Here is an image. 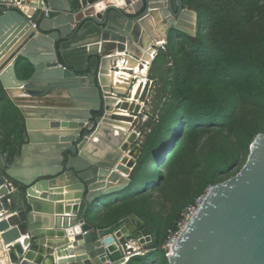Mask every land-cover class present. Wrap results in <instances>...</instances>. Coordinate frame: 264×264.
I'll return each instance as SVG.
<instances>
[{
  "label": "water",
  "instance_id": "1",
  "mask_svg": "<svg viewBox=\"0 0 264 264\" xmlns=\"http://www.w3.org/2000/svg\"><path fill=\"white\" fill-rule=\"evenodd\" d=\"M7 1L0 0V83L24 115L27 142L21 155L32 150L39 156L27 167L23 157L9 162L0 151V264H124L125 253L133 251L128 241L150 239V232L142 236V220L131 213L95 228L86 218L91 205L127 187L136 166L134 160L122 180L127 167L119 157L106 165L81 150L110 107L104 103L110 87L101 80L103 64L113 48L136 45L143 51L155 45L144 27L154 13L173 19L166 31L174 27L196 35V11L183 0H15L20 8ZM44 4L52 9L49 17ZM65 41L85 47L87 58L98 56V66L80 74L62 65ZM13 90L44 111L28 115L24 104L30 101L16 98ZM59 92L67 101L61 107L47 99ZM57 200L65 203L56 205ZM166 259L264 264L263 132L252 139L239 170L209 187Z\"/></svg>",
  "mask_w": 264,
  "mask_h": 264
},
{
  "label": "trees",
  "instance_id": "2",
  "mask_svg": "<svg viewBox=\"0 0 264 264\" xmlns=\"http://www.w3.org/2000/svg\"><path fill=\"white\" fill-rule=\"evenodd\" d=\"M241 1L238 9L225 12L218 5L205 11L197 0H183L197 13L196 36L171 27L166 51L156 56L154 71L160 70L159 79L164 75V63L173 67V103L160 114L147 135L127 187L104 204L109 225L134 213L143 221L141 228H151L150 249L143 255L130 256L124 264H167L162 248L166 229L175 221L172 222L173 215L178 218L179 210L195 197L188 193L189 197H182L169 182L178 171L199 163L204 131L216 126L220 133H214L212 141L217 144L196 178L199 194L208 185L224 180L223 174L238 158L247 156L254 136L264 133V27L257 26L261 5L259 0ZM261 17L264 22V15ZM85 54V49L79 48L70 56H61L60 62L80 74H88L98 66L99 57L89 56L88 68L84 69ZM197 65L201 66L198 70ZM0 102V125L6 135L17 136L21 145L24 117L1 83ZM14 151L11 147L10 158ZM163 184L171 189L170 196H175L167 199L174 214L152 216L145 210L151 203L150 190H160ZM187 187L190 192L192 186Z\"/></svg>",
  "mask_w": 264,
  "mask_h": 264
},
{
  "label": "rangeland",
  "instance_id": "3",
  "mask_svg": "<svg viewBox=\"0 0 264 264\" xmlns=\"http://www.w3.org/2000/svg\"><path fill=\"white\" fill-rule=\"evenodd\" d=\"M259 2H260L259 4L261 5V9L257 15L261 19L259 21L260 22L259 25L257 26L264 27V25H261L264 23L263 21H261L263 20L261 16L264 15L262 13L264 11V0H259ZM197 3L201 4L205 11L207 10V8L212 7L213 5L215 6L218 5L220 6V10H224L225 12H233L235 9H238L240 7L242 1L241 0H197ZM196 17H197V13H196ZM169 29L170 28H168L166 31V35L164 36V39L161 42L162 44L158 46L154 58L149 63L147 71L145 75L142 77V81L138 83L139 86L136 89V92L132 94L134 85L137 84L139 77H137L138 74L137 75L133 74V71L130 70L126 71L131 74V77L128 78L129 80H127L128 85L126 89L117 90L115 87L110 88V92L112 94L114 93L115 94L114 96L119 99V102L116 103L115 108L123 109L125 110V113L128 114L127 116L111 114L110 118L113 120H122V119L128 120L131 123L130 132L134 131L136 133L135 138L132 141H130V145H129V148H131V150L137 147V151H136L137 154L135 155L134 158L135 163H137V159L141 153L142 146L146 141L147 135L153 130L154 126L159 121L160 114H162L165 110H167V108L173 103V89H172V80H171L173 67L171 66V63L168 64L164 63L163 66L164 75L162 79H159L157 77V73L160 72V70L154 71V67L156 66L155 64L156 56L160 51H166L167 33ZM196 29H197V21H196ZM207 32L208 30L206 31V33ZM191 36L194 38L196 35L192 34ZM197 66H198L197 67L198 70L201 66L200 65ZM114 70L117 71L118 69H114ZM154 75L156 77H153ZM104 103L106 106L109 105V101L107 100H105ZM108 109H110V107H107L106 111ZM195 133H200V131ZM203 133H204L203 137L200 139L201 145L203 146L201 149L202 155L199 156L200 161L198 160L199 163L191 164V166L188 169L185 168L182 172L178 171V173L169 182V184L173 186L172 189L174 191L181 192L180 194L182 197L183 196L192 197L199 195V193L197 192L199 188L195 184L196 178L199 175V172L201 171L202 165L206 161L207 156L214 151V148L217 144L212 141V138L215 136L214 133H220V132L217 131L216 126H212L209 130H206ZM245 159L246 156L241 155L238 158V162L231 167L230 171L223 174V176L228 178L231 175H233L234 172H236L238 168L242 166ZM164 185L166 184H163L161 186L162 188L160 187V190H150L151 195L149 199L151 203L147 205L145 210L148 213L152 214V216L162 215L163 217H167L174 214V208L170 200L175 198V196L173 195V197H171L170 196L171 189L169 187L167 188ZM188 185L192 186L190 192H188L189 190V188L187 187ZM210 186H212V184L208 185L205 188V190ZM187 193L189 194V196L187 195ZM116 194L117 193L109 195V197L110 198L115 197ZM189 202L190 200H188L186 204H188ZM183 207L179 210V213L183 209ZM106 212L109 213L108 211ZM174 216L175 215H173L172 222L177 218V217L174 218ZM104 218L107 220L110 219L109 215L106 214L104 215ZM147 228H148L147 231L151 230V228L149 227ZM144 243H146V241H144ZM147 248L148 247L145 244L140 248L141 253L143 252L142 254H133V255H143L145 254Z\"/></svg>",
  "mask_w": 264,
  "mask_h": 264
},
{
  "label": "bare ground",
  "instance_id": "4",
  "mask_svg": "<svg viewBox=\"0 0 264 264\" xmlns=\"http://www.w3.org/2000/svg\"><path fill=\"white\" fill-rule=\"evenodd\" d=\"M116 1L118 3L121 2V0ZM165 19L162 18L161 14L154 13V16H148L144 20L145 29H147L148 33H150V35L156 39L155 45L148 46L143 51L139 50L136 45H130L127 48L122 49L113 48V50L109 52V55L105 58V62L103 64L104 70L101 74V80L106 86H109L110 88L115 87L117 90L126 89L128 85L127 80H129L128 78L131 77V74L126 72L128 70L133 71V74H138L137 77L139 78H142L145 75L149 63L154 58L158 46L164 39L167 26L174 22L170 16H166ZM193 25L194 22H188V26L193 27ZM114 69L118 70L115 71ZM140 81L141 79L136 85H134L132 94L136 92V89L139 86L138 83ZM12 92L13 94L20 93L18 90H13ZM114 95V93L112 94L110 92L108 99L110 109H114V111L119 112L118 114L120 115L127 116L128 114L125 113V110L115 108V105L118 101L113 102L114 98H116ZM33 102L35 101L33 100ZM63 104L65 105V103ZM27 109L29 108H26V110ZM110 109L107 111H111ZM43 111V108L37 105V109L32 110L28 115L34 117ZM107 111L105 116L102 117L97 129L90 136L89 140L82 144L81 150L83 154L92 161L106 165H110L114 159L119 157L118 161L127 167L126 172L121 173L120 178L122 179L124 177L122 175L130 176V173L133 169V155L137 154V148L131 150L129 145L130 141L135 138L136 133L134 131L130 132L131 123L128 120H110V113H107ZM26 112L28 113V111ZM52 112H54V110ZM115 115H117V113ZM102 139L103 141H106V145L102 143ZM118 142V148L115 150L112 145H115ZM121 145L125 148L123 149Z\"/></svg>",
  "mask_w": 264,
  "mask_h": 264
},
{
  "label": "crops",
  "instance_id": "5",
  "mask_svg": "<svg viewBox=\"0 0 264 264\" xmlns=\"http://www.w3.org/2000/svg\"><path fill=\"white\" fill-rule=\"evenodd\" d=\"M12 1H14V0H8L7 2H12ZM80 2H83V3H89V2H91V1H94V0H79ZM40 16V14L37 16V18ZM160 33V32H159ZM161 34V33H160ZM156 40V39H155ZM72 42H69V41H65V42H63V47H64V52H63V55L62 56H70L71 55V52L73 51V50H76V49H79V48H83V49H85V47H81V46H73L72 44H71ZM85 53H86V51H85ZM88 58H87V54H85V63H84V65H83V68L84 69H86L85 68V66L87 65V63H88ZM24 73V72H23ZM141 79V81H142V78H139V80ZM138 80V81H139ZM2 89L4 90V88L2 87ZM5 91V93H6V95L9 97V95L7 94V92H6V90H4ZM63 92H59V94H57L56 96H54L53 98H47L48 100H50V101H53V102H50V103H54L57 107H61V105H64V104H62V101H64L63 103H66L67 104V101H65L62 97H63ZM16 98H18V99H21V101H30V103L29 104H24V107H26V108H29V109H27V111H28V114H30V112L32 111V110H35V109H37V105H32L31 104V101L33 102V100H31L29 97H27V98H23V97H19V96H17V95H21L20 93H14L13 94ZM10 98V97H9ZM23 99V100H22ZM10 100L15 104V106H17L18 108H19V110H20V107L15 103V101H13L11 98H10ZM44 100H46V99H44ZM114 101H118L119 102V99L118 98H114V100H113V102ZM117 102V103H118ZM1 103V102H0ZM34 103V102H33ZM52 107V106H51ZM54 107V106H53ZM111 110V109H110ZM20 112H21V110H20ZM110 113V116H111V114H113V115H115L116 113H117V115H120V114H118L119 112H116V111H114V109L113 110H111V111H107V113ZM22 113V112H21ZM32 114V113H31ZM34 114V113H33ZM23 115V114H22ZM109 115V114H108ZM109 116V117H110ZM121 116H123V115H121ZM23 117H24V115H23ZM110 120H111V118H110ZM113 120V119H112ZM21 137H23V143L21 144V145H18V137L16 136H14V134L12 135H6V133H4V129L1 127V125H0V151L1 152H3L4 153V155L7 157V159L9 160V162H12L13 161V159H15V158H17V157H23V163L24 164H26L27 165V167L29 166V164H31V163H33L34 164V162L36 161V160H34V159H37V157L39 156V154H37V152H33L32 150H26L25 152H24V155L22 156L21 155V151H22V145L24 144V143H26L27 142V140H25L26 139V135L24 134V132H22L21 133ZM102 143L104 144V145H106L107 143H106V141H103V139H102ZM11 147H13L14 148V154H13V156H12V158H10V156L8 155V152L10 151V148ZM137 148V147H136ZM31 149V148H30ZM133 161H134V159H133ZM122 176H124L123 178H122V180H124L126 177H129L128 175H122ZM63 193H67L66 191H64ZM113 198V197H112ZM112 198H103L102 200H100V203L98 204V205H91V207H90V209L88 210V212L86 211V218H87V220L88 221H90V223L91 224H93L94 225V227L95 228H105V227H108V225H109V222H110V220H107V219H105L104 218V204L107 202V201H109V200H111ZM56 205H60V204H62V203H65V201L64 200H57V201H53ZM4 214H6V213H4ZM65 215V214H64ZM1 216H4V215H0V217ZM46 229H48V227L46 228ZM140 229H142V231H141V233H142V236L143 237H145V235H146V233H148V232H150V235H151V230H149V231H147V227L146 228H140ZM21 231H23V232H21V233H24L25 231L24 230H21ZM145 234V235H144ZM68 240L67 241H73V237H69V238H67Z\"/></svg>",
  "mask_w": 264,
  "mask_h": 264
},
{
  "label": "built area",
  "instance_id": "6",
  "mask_svg": "<svg viewBox=\"0 0 264 264\" xmlns=\"http://www.w3.org/2000/svg\"><path fill=\"white\" fill-rule=\"evenodd\" d=\"M7 5L8 6L16 5L19 8L21 7L19 3L15 2V0L12 2H7ZM41 10L43 11L45 17H49V15L52 13V9H50L45 4L41 8ZM208 189L209 187L206 190H204L202 193H200L199 195L195 196L193 200L190 201L188 204H186L183 207V209L180 211L178 218L173 222L171 226H169L166 229L165 239L162 244V248L165 251V256L169 255L172 252V247H173L175 240L180 235V233L183 231V229L186 227L187 223L189 222V220L195 213L196 209L203 201L204 196L206 192L208 191ZM144 241H146V243L144 242L141 243L138 237L132 238L130 241H128V245L133 248V251L131 253H125L126 261L128 260L130 256H133V254H142L143 252L141 253L140 251L141 246H144L145 244L147 245L148 248L145 251V253L150 249L151 242H152L151 235H150L149 240H144ZM110 263L111 262H107V264H110Z\"/></svg>",
  "mask_w": 264,
  "mask_h": 264
}]
</instances>
